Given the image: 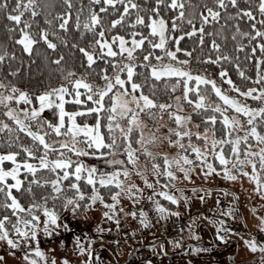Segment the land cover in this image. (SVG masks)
Returning <instances> with one entry per match:
<instances>
[{
  "label": "snow or ice",
  "instance_id": "6c2138e0",
  "mask_svg": "<svg viewBox=\"0 0 264 264\" xmlns=\"http://www.w3.org/2000/svg\"><path fill=\"white\" fill-rule=\"evenodd\" d=\"M62 3L64 7L57 8L55 16H51L48 5L41 4L40 0H11V3L0 0V14L7 21L4 25L7 39L13 41L14 46H22V52L29 56L39 51V45L43 43L44 51L48 53L46 59L60 76L56 86L35 95L15 82L0 80V105L6 109L3 115L12 122L0 121V133H5L9 142V150L0 151V261L8 264L6 257H16L20 253L23 264H40L41 260L44 264H72L59 251L49 257L40 247L41 235L65 248V241L59 239L60 233L69 229L63 219L65 213L70 212L73 217L82 215L88 222L95 217L93 209L101 205L100 219L115 220L119 228L121 222L117 213L124 212L121 195L128 196L134 205L139 202L136 197L144 196V190L135 182L125 187L121 173L124 177L135 173L147 188L153 190L147 199L160 217L165 220L169 215L180 217L179 211L166 207L157 198L164 197L171 204L179 202L167 191L169 184L164 185V190L156 185L161 182L160 177H167L169 183L177 179L169 170L171 163L180 167L183 179L190 178V169L185 165H193V158L187 154L185 140L188 149L195 153V159L202 161L201 169L206 167L208 173H222L224 179L236 178L228 167L230 161L232 168L241 171H244L245 163L251 164L250 178L256 181V191L264 198V179L261 178L264 172H256L257 157L259 168L264 170V147L258 152L243 148L241 154L243 144L250 147L252 139L264 144V0H245L243 3L241 0H203L195 4L191 0L188 3L185 0H150L148 4L142 0H89L87 10L81 4L75 17L72 16L74 0H62ZM95 5L100 7L97 9ZM41 11L43 26L39 19ZM101 13H113L114 18L105 23ZM73 29L84 39L91 33L86 46L75 40L69 43L67 33ZM185 38H194L192 49L181 46ZM229 40L237 53L235 59L226 50ZM206 41L209 51L204 53ZM60 44L78 50L87 70L77 74V69L67 64L64 52L57 51ZM196 45L204 54L202 57L196 55L195 59L207 65H218L220 83L206 69L193 72L187 67ZM156 50H159L158 54ZM241 50L244 51L243 67L239 62ZM8 59H16L15 51H10L6 45L0 46V63ZM98 60L104 67L96 64ZM224 61L234 65L243 81L255 86L238 85L229 75ZM247 62H251L253 74L245 70L249 67ZM93 69L95 80L91 78ZM20 71V68H12L10 75ZM141 76L143 81L139 79ZM162 77L175 78L164 101L158 98L159 84L164 83L165 89L169 84ZM178 87L181 94L174 95ZM68 101L73 102V110H67ZM21 102L23 106L18 107ZM36 102L38 106H35ZM186 107L190 110L184 115ZM45 109H53L51 119L42 116ZM89 117L93 122H89ZM218 120L222 122L219 139L215 128ZM145 128H166L161 136L168 146L176 149L173 157L164 151L159 153L162 164L152 163L151 174L157 177L154 182L145 174L147 169L137 171L139 153L152 156L146 145L158 139L153 133L146 134ZM234 130L242 131L243 135H233ZM20 133L30 138L31 143L22 142ZM210 137L211 155L219 164L207 159L209 152L193 143V139H202L207 144ZM217 145L221 151H216ZM12 146L20 151L12 150ZM73 155L77 158L75 162ZM93 156L104 158L105 167L112 166V170L99 169L80 159ZM5 162H10L11 166ZM244 174L248 175L247 172ZM82 180L86 185L80 183ZM105 188L106 195L102 194ZM195 192L197 189L193 188ZM205 194L210 192L205 190ZM189 199L184 196L185 204ZM200 199L202 201L203 197ZM125 215H139L140 224L147 226V213L143 209ZM223 215H233L232 210L228 209ZM212 223L216 227V241H225L224 233L234 231L223 226V220ZM195 228L196 223L189 219L188 234L201 246L182 243L183 226L180 237L169 243L189 257L184 264H221L212 256L214 248L220 245L209 242L204 246ZM258 228L264 232V216L260 218ZM95 231L101 235L88 238L83 234L86 245L79 236H73L76 242L73 251L88 257L83 264H101L98 253L95 260L92 259L93 242L103 239L102 234L110 229L96 224ZM158 243L159 248L147 245L155 249L153 257L166 254L165 244ZM244 245L251 252L259 250L261 264H264V241L245 239ZM201 256L204 258L200 259ZM229 262L233 264L231 256ZM142 264L157 262L148 257ZM237 264H250V261L241 259Z\"/></svg>",
  "mask_w": 264,
  "mask_h": 264
},
{
  "label": "rangeland",
  "instance_id": "374dc122",
  "mask_svg": "<svg viewBox=\"0 0 264 264\" xmlns=\"http://www.w3.org/2000/svg\"><path fill=\"white\" fill-rule=\"evenodd\" d=\"M180 94L181 92H178L175 95H180ZM68 102H72V101H68ZM20 106H23V102H21V104L18 107ZM31 106L32 105H29V107ZM35 106H38V102H36ZM66 108L67 110H73V107L68 106V104H66ZM5 110L6 109H4L3 105H0V121L12 123L7 117L3 115V112ZM189 110H190L189 108H185L182 114L187 115L189 113ZM53 114H54L53 109H45L44 112L42 113V116L51 119L53 117ZM20 115L23 116V113H20ZM33 127H35L34 124ZM144 131L146 134L147 133L155 134L158 137V139L156 141H150L149 144L146 145V147L149 148V151L153 154L152 156H145L143 155V153H139L141 158L139 160V166L137 171H139L140 168L147 169L145 174L147 175L150 181L154 182L157 179V177L151 174L152 163L155 162L162 164L163 158L159 155V153L161 151H164L167 152L170 157H173L176 154V149L172 146H168L167 142L164 141L161 136V132L167 131L166 128L160 130H156L154 128H145ZM4 135H5V139H7L5 133ZM233 135H243V132L240 130H234ZM13 136H15V133H13ZM216 138L219 139L220 134H217ZM230 138L231 137H228L227 139ZM61 139L67 140L68 138L61 137ZM193 143L194 144L198 143L203 151L209 152V155L206 157L207 159L214 160V157L211 155V151H212L211 137L207 144H205L202 139L199 141L193 139ZM250 145L251 146L249 147L248 144H243L241 149V154H243V148H248L249 152L252 151L258 152L260 148L264 147V144H260L255 139H252L250 141ZM225 146L226 149L228 148L227 151L231 155V149L229 145L226 144ZM137 148H139V146ZM185 148L187 149V154L193 158V165H185L190 169L189 172L190 178L183 179V173L181 172L180 167L176 163H171L169 165V170L175 173L177 179L172 180L171 183H169L167 177H160L161 182L158 185H156L158 189L164 190V185L166 183L169 184L167 191H169L172 195H175L179 202L177 204H171V202L164 197H157V198L166 207L170 206L174 211H179L180 217L169 215L167 220H165L162 217H160V215L159 216L155 215L153 219L155 221L159 220L160 222L169 221V220L179 222L180 226L177 227L175 230L177 231V234H179V236H177V239L181 235L180 228L181 226H183L184 239L182 243L185 246H189L190 244L196 243L197 246L199 247L201 245L197 243V241L194 240L188 234V230H187L188 220L193 219L194 222L196 223L195 231H197L199 233V236L202 237V244L204 246H207L209 242L220 245L219 247L214 248L212 252V256L219 259L221 261V264H230L229 256L232 257L233 264H237V262H239L241 259L249 260L250 264H261V256L259 250H257L256 252H251L244 245L245 239L251 240L255 238L257 241H264V232H261L258 228V225L260 223V218L264 216V198L260 196L259 191H256L258 187L256 181L250 178L253 172L252 165L245 163L242 166L244 171H241L239 168H232V164L230 161L228 167L236 178L234 180L224 179L222 173L219 172L216 174L208 173V169L206 167L201 169L202 161L195 159V153H192L191 150L188 149L186 140H185ZM221 150L222 149L219 147V145H217L216 151H221ZM51 158L55 159L57 157L52 156ZM76 159L77 158L75 157V155H73L74 162ZM80 159L84 160L86 164L96 165L99 169L102 170L105 169L104 160L102 161L101 166H99L97 164L98 163L97 160L93 157H80ZM232 159H235L234 155H232ZM5 163L7 164V166H11L10 162H5ZM214 163L219 164V161L214 160ZM110 170H112V168H108L105 171H110ZM244 172H247L248 175H245ZM256 172L257 174H261L262 172H264V170H261L259 168L258 157H257ZM205 173H208V175H205ZM261 178L264 179V175H262ZM121 179L125 181V187L128 183L135 182L140 186V188L144 190L143 198L139 196L135 198L139 201L135 205L132 203V200L128 198V196L122 194L121 199L123 200L124 212L118 213L120 220H122L121 223H123L126 226V228L128 229L130 228L132 230H136L137 232H140L144 228L148 227V225H151L152 221L148 218L147 226H143L140 224L141 218L139 217V215H137L136 217H132L125 215V213L130 212L132 210H136L138 212L140 209H143V205L145 203H149V206L151 207L152 211H154V214H156L153 205L147 199V195L150 194L153 190L147 188V186L143 184V181L140 179V177L135 173H133L130 177H124L123 174L121 173ZM193 188H196L197 192L193 193ZM205 190L209 191L210 194L206 195ZM185 195H187L190 198L188 204H185L184 201ZM200 197H203L202 201ZM108 200L110 202L111 198ZM120 206L121 205H117V207ZM102 207L103 206L101 205L98 208L93 209V212L95 213V217L93 219H90L91 226H90V233L87 234L88 238H91L93 234L99 237L101 234L95 231V225L99 224L101 227H103L104 223L108 222L107 219L104 220L100 219V217L102 216L100 208ZM198 207H201L204 211L199 212ZM228 209L232 210L233 215L224 216L223 212L227 211ZM201 213H203V215H201ZM63 219L66 223L69 224V229L66 231H62L59 235V239L65 241L67 247L60 248L57 242H54L51 239H46L42 235H41L40 247L45 250V252L49 257L55 255V253L59 251L62 252L64 255H66L71 260L72 264H83V262L87 260L88 257L86 256V254L80 255L73 251L76 243L73 239V236H79L84 245L87 244V240H85L83 235L84 233L81 232V229L77 233H71L70 227L75 224L77 225L81 224L85 220L82 215L73 217L70 212L65 213ZM214 220H223L225 222V225L223 226H227V227H230V224L234 223V231L224 233L226 237L225 241H216L214 239V233L216 231V227L212 223V221ZM103 228L106 229V227ZM161 233L162 232H156L155 235L148 236L150 245H155L156 248H159L160 244L158 243V241L164 243V241H161L163 239ZM170 240L172 239L165 240L164 243L165 252L174 253V254L182 253L180 249L173 248L172 244L169 243ZM98 241L99 240L97 239L94 241L95 245L93 246L94 254L92 259L95 260L97 253L100 254L99 257L101 264H105L107 261L114 259V255L112 254V252L109 250L108 247L109 243H107L106 240H103L102 242H98ZM101 245H103V247H101ZM124 245H125V241L123 242L121 248H123ZM50 249H52V251H49ZM150 249L152 253L155 251V249L153 248ZM217 253H219V256H217ZM203 258H204L203 256L200 257V259ZM187 259L188 258H184L182 260H176L174 264H184V261ZM6 260L8 261V264H13V262H15V264H23V260L20 253H17L16 257H11V256L6 257ZM0 264H5V262L0 261ZM40 264H44V262L41 260Z\"/></svg>",
  "mask_w": 264,
  "mask_h": 264
},
{
  "label": "trees",
  "instance_id": "16d2710c",
  "mask_svg": "<svg viewBox=\"0 0 264 264\" xmlns=\"http://www.w3.org/2000/svg\"><path fill=\"white\" fill-rule=\"evenodd\" d=\"M11 3V0H9ZM186 3L189 2V0H185ZM203 0H191V3H202ZM241 2H245V0H241ZM41 4H46L48 5V11L51 13V16H55L56 14V9L57 8H63L64 5L62 3V0H40ZM142 3L148 4L150 3V0H142ZM75 8L72 11V16L75 17V12L76 9H79L81 7V4L85 6V9L87 10V7L89 6V0H74ZM95 7L98 9L100 6L95 5ZM199 11V9H197ZM101 16L104 20L105 23L109 22L110 18H114L113 13H101ZM40 22L41 26H43V20H44V14L43 11H41L40 14ZM6 21V17H3L2 14H0V46L6 45L10 51H15L16 53V59L15 60H5L3 63H0V80H5L7 81H12L17 84L18 87L22 89H28L33 95L38 93V91L43 90L47 87L50 86H56L57 82L60 79L59 73L55 71V67L50 65L48 60L46 59V56L48 53L44 51L45 46L43 43L39 45V51L34 52L31 56H29L28 53H23L21 48L22 46L15 45L14 42L11 40H8L6 37V29L4 27ZM244 25V22H242V26ZM208 30L211 31V26H208ZM122 32L124 29L121 30ZM147 35V33H145ZM230 36V33L228 34ZM67 38L69 40V43L71 44L74 40L76 42H79L82 46L87 45V39H91V33L88 34L87 39L81 38L79 36V33L73 29L69 33H67ZM193 39L194 38H185L181 42L182 47H188L190 49L193 48ZM59 44V41H57ZM226 50L233 56L235 59L237 53L234 51V46L233 42L229 40V42L226 44ZM49 53L51 50H48ZM63 51L64 54L66 55L67 59V64L69 66L75 67L77 69V74H80L87 70V65L84 63L81 59V54L79 53L78 50L76 49H70L68 46L60 44L59 49L57 50ZM209 51L208 47V42L206 41V44L204 45V53H207ZM157 54L159 50H156ZM202 52L199 51V45H196L193 51V58L190 62V64L187 66L192 69L193 72L199 70V71H204L205 69L210 73L212 76H215L217 79V82L220 83V79L217 75L218 72V65H207L201 61H197L195 59L196 55H200L201 57L203 56ZM181 57L183 58V54L181 53ZM139 59V58H138ZM154 59V58H153ZM155 62V61H154ZM239 62L241 63V66L243 67L245 61H244V51L241 50L239 53ZM224 66L229 69V75L231 78L239 85V84H248L249 86H255L251 85V82L243 81L242 78H240L234 68V65L228 61H224ZM249 64V67L245 69L249 74H253V69L251 67V62H247ZM96 64L99 67H104L103 63L100 62L99 60L96 61ZM12 68H20L21 71L17 73L16 75H10V70ZM143 71V69H141ZM92 79L95 80V70H92ZM141 81H143V77H139ZM163 81H166L169 84V87L165 89L164 83L159 84V90H158V98L161 101L167 100L168 97V92L171 91L170 85L171 83L175 82V78L173 77H162L161 78ZM98 82V81H97ZM130 87V86H129ZM203 88V85L200 86ZM147 91V89H146ZM181 92L180 88L178 87V90L176 93ZM174 93V95L176 94ZM212 97L214 98V94H211ZM68 106L73 105V102H68ZM187 108V107H186ZM209 113H211V110H208ZM202 119V117L200 118ZM89 122L91 121V118L89 117ZM222 126L221 121H217L215 128L217 130V134H220V129ZM105 132L107 129L104 130ZM21 140L22 142L25 143H31L30 138H27L24 133H21ZM134 147H138L139 145H133ZM226 147V146H225ZM228 149V148H227ZM9 150V142L7 139H5L4 133H1L0 135V151H7ZM12 150H15L17 152L20 151V149L15 148V146H12ZM120 156H123V154H119ZM97 160V164L101 166L102 161L104 158H98L93 156ZM124 158V157H123ZM112 168V166H108L107 168L105 167L104 170ZM82 185H86L85 181H80ZM103 187V186H100ZM113 189H115V185L111 186ZM87 188H91V185H87ZM117 190V189H116ZM102 194H107V188L104 189V192ZM110 199V196L108 197ZM118 215V214H117ZM121 215V214H120ZM119 216V215H118ZM120 219V218H119ZM122 221V220H121ZM125 226V225H124ZM106 227V223H104V226ZM95 245V242H93V246Z\"/></svg>",
  "mask_w": 264,
  "mask_h": 264
},
{
  "label": "built area",
  "instance_id": "2783aa9c",
  "mask_svg": "<svg viewBox=\"0 0 264 264\" xmlns=\"http://www.w3.org/2000/svg\"><path fill=\"white\" fill-rule=\"evenodd\" d=\"M143 209L146 211L147 217L152 221V224L148 225V227L144 228L140 232L131 233L127 228L124 227L123 223H120V227L117 228L115 220L111 222L108 221L106 223V229H110V231H105L103 237L110 244V247L113 251L118 250L122 242L126 239L134 240L136 242V245L127 258L120 260H110L105 264H142V260L148 257L153 258L157 262V264H160V262H162V264H174L176 260L189 258L182 253L164 254L161 256L153 257V253L151 252L150 248L147 247V245H149L148 236L156 232H162L165 239L177 238L179 234H177V231L175 230L180 226V224L177 221L170 220L162 222L155 221L152 217V210L150 209L149 203H145L143 205ZM198 211L201 212L204 210L201 207H198ZM90 226L91 220H89L88 222L84 221L81 224H75L71 226L70 232L77 233L81 229L82 233L89 234ZM230 227L234 229V223H231ZM92 236L97 235L93 234ZM117 242H119V247H117Z\"/></svg>",
  "mask_w": 264,
  "mask_h": 264
},
{
  "label": "crops",
  "instance_id": "0c3cea01",
  "mask_svg": "<svg viewBox=\"0 0 264 264\" xmlns=\"http://www.w3.org/2000/svg\"><path fill=\"white\" fill-rule=\"evenodd\" d=\"M156 216H159V214H157V212H156V214H155ZM130 229V228H129ZM132 232H135L136 230H132V229H130ZM135 244V242L134 241H132V240H127V241H125V245H124V247L123 248H121L120 249V251H119V255L120 256H126L129 252H130V250H131V248H132V246ZM118 255V256H119ZM119 256V257H120Z\"/></svg>",
  "mask_w": 264,
  "mask_h": 264
}]
</instances>
